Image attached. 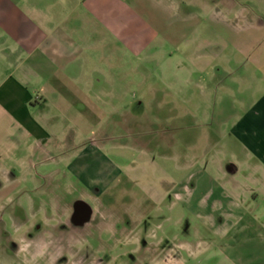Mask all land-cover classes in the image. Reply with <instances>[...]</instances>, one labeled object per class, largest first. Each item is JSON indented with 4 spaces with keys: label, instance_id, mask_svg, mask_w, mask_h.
<instances>
[{
    "label": "crops",
    "instance_id": "obj_1",
    "mask_svg": "<svg viewBox=\"0 0 264 264\" xmlns=\"http://www.w3.org/2000/svg\"><path fill=\"white\" fill-rule=\"evenodd\" d=\"M107 22L116 50L150 62L161 49L168 95L194 86L201 98L237 100L238 108L224 107L245 112L233 127L245 150L243 182L233 172L232 189L211 195V240L154 253L161 242H143L115 212L108 184L117 175L108 167L78 173L89 193L73 206L55 202L66 225L37 221L49 207L38 166L61 158L74 174L76 153L101 162L89 143L76 151L72 137L57 134L59 116L73 126L75 113L106 106ZM80 234L96 253L74 252ZM64 255L63 264H264V0H0V264H60Z\"/></svg>",
    "mask_w": 264,
    "mask_h": 264
},
{
    "label": "rangeland",
    "instance_id": "obj_2",
    "mask_svg": "<svg viewBox=\"0 0 264 264\" xmlns=\"http://www.w3.org/2000/svg\"><path fill=\"white\" fill-rule=\"evenodd\" d=\"M96 24H91L92 29L98 30ZM112 25L107 22L106 51L101 53L105 62L101 69L107 81L101 86L107 92L105 108L88 112L82 120L79 112L75 113L73 126L64 117L58 118L59 139L72 137L76 151L87 143L95 147L100 169L90 162L95 156L78 160L77 153L74 174L61 158L44 161L38 166L45 193L41 199L49 207L37 221L40 224L46 222L45 218L58 219L66 225L68 218L62 209L56 212L55 202L59 201L61 207L73 206L80 195L89 193L88 180L81 181L78 173L86 178L96 177L108 167L117 175L108 184V194L112 195L108 197L115 202V212L132 225L143 242H161L154 253L160 254L162 247H175L180 241L211 240V195L219 189H232L233 172L243 182L245 150L233 127L245 112L224 107L234 103L238 108L237 100L222 105L215 96L201 98L194 86L188 94L168 95L161 49H156L159 52L150 62L143 59V54L131 57L120 52L114 45ZM153 39L156 45L161 44L159 38ZM171 53L174 57L175 52ZM82 122L88 124L83 126ZM67 124L70 128L65 131ZM89 162L92 167L83 172ZM54 189L59 191L58 198L50 193ZM79 215L76 217L81 219ZM74 219L71 221H78ZM77 239L74 252L78 255L97 252L96 246L85 244L81 234ZM61 247L71 246L65 243ZM122 249L129 250L126 246ZM64 258L65 255L60 257V264Z\"/></svg>",
    "mask_w": 264,
    "mask_h": 264
}]
</instances>
